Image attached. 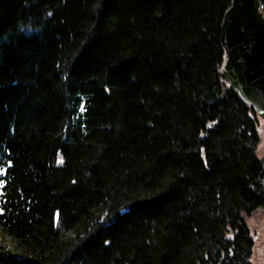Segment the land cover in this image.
<instances>
[{"label": "trees", "instance_id": "trees-1", "mask_svg": "<svg viewBox=\"0 0 264 264\" xmlns=\"http://www.w3.org/2000/svg\"><path fill=\"white\" fill-rule=\"evenodd\" d=\"M231 3L0 0V264H250L264 160L222 73Z\"/></svg>", "mask_w": 264, "mask_h": 264}, {"label": "water", "instance_id": "water-1", "mask_svg": "<svg viewBox=\"0 0 264 264\" xmlns=\"http://www.w3.org/2000/svg\"><path fill=\"white\" fill-rule=\"evenodd\" d=\"M222 73L264 120V13L260 0H232L223 15Z\"/></svg>", "mask_w": 264, "mask_h": 264}, {"label": "rangeland", "instance_id": "rangeland-1", "mask_svg": "<svg viewBox=\"0 0 264 264\" xmlns=\"http://www.w3.org/2000/svg\"><path fill=\"white\" fill-rule=\"evenodd\" d=\"M257 130L260 141L256 152L258 157L264 160V120L261 117H258ZM245 219L254 241L250 264H264V207L246 216Z\"/></svg>", "mask_w": 264, "mask_h": 264}]
</instances>
